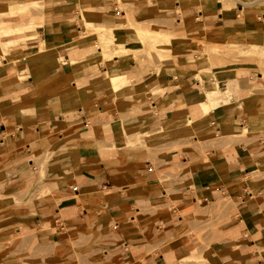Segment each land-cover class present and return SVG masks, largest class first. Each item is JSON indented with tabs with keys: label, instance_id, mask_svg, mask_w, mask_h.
<instances>
[{
	"label": "crops",
	"instance_id": "obj_1",
	"mask_svg": "<svg viewBox=\"0 0 264 264\" xmlns=\"http://www.w3.org/2000/svg\"><path fill=\"white\" fill-rule=\"evenodd\" d=\"M251 1L140 4L138 17L172 36V58L150 68L131 54L103 59L86 34L102 24L117 46L141 50L135 33L115 28L127 22L115 3L83 12L80 0H0V12L45 5L25 18L41 22L26 30L25 51L0 57V264H264V127L236 137L257 123L252 111L264 126V76L255 61L213 69L194 54L264 48V11ZM106 72L131 83L116 91ZM234 80V100L205 112L207 86ZM138 134L146 145L133 147Z\"/></svg>",
	"mask_w": 264,
	"mask_h": 264
},
{
	"label": "rangeland",
	"instance_id": "obj_2",
	"mask_svg": "<svg viewBox=\"0 0 264 264\" xmlns=\"http://www.w3.org/2000/svg\"><path fill=\"white\" fill-rule=\"evenodd\" d=\"M92 1H94V0H80V3H82L80 10L83 12L84 11H94V9L91 6ZM102 1H105L107 4L115 3L117 6H119L121 9H123L127 12V18H126L127 22H125V23L119 22L120 25H116L115 28L116 29H123L124 31H128L131 33L133 32L137 35V41L141 43V45L139 47L141 50L140 51H133L132 50L128 54L133 55V57L138 61V63L140 64L141 67H145V65H148V67L152 68V67H154V65H156L154 62L156 59L164 60L167 58H172L171 52L169 51V46L172 44L171 43L172 36L169 38L170 40H168L167 38L161 39L160 35L158 33H156L155 38H157L159 40L160 44H158L159 42H155V44L157 43V45L153 46L151 44L150 40L145 41L137 30V27L141 26L145 29L157 31V30L153 29V27L151 26V21L141 20L138 17V15H142L143 13H145V11L142 10V8L139 9L138 7L140 4L145 3V2L150 7H157L156 5L154 6V2H157L158 0H146L145 2H143L142 0H102ZM236 1L237 0H208V2L211 4L222 3V5H225L228 7L229 6L231 7L232 5H234ZM247 2H250V1H247ZM247 2H246V4L248 5ZM251 2L255 3V5H254L255 7H258L260 10L264 11V0H260V1L253 0ZM44 7H45V5L41 4V3L27 4L25 2H21V3L15 2L10 6L8 11L0 12V19L3 16L13 14V15H11V21L9 22V24L4 23L3 21L4 20H10V19L4 18L3 21L0 20V38H1V36H4L2 38V41L0 40V57L2 58L1 59L2 62H4V60L10 61L11 59L16 58V56H14L15 52L25 51V49L28 47L26 45V40H27V38L31 37V36L28 37L25 34L26 30L29 29L30 27H34L35 25L41 23L40 20H31L32 22H30L28 25H26L25 24L26 23L25 18L30 17L31 12L36 11V10H40V9L42 10V9H44ZM102 10L104 11L106 9L103 8ZM84 22H85V20H84ZM17 25H19V27H17ZM98 26H101V27L87 28V26L85 25L86 34L88 35L91 33H93V34L95 33V35L98 37V45L102 49H103V45L106 44V45H108L107 47L110 48V52L114 53L115 55L116 54L122 55L121 48H124V47L123 46H117V43H118V33H116L117 30H113L114 37H115L114 40H111V39L107 40L106 38H105L106 39L105 40V39H102V36H100L99 32H97V29H99V28L110 29V28H107L102 24H99ZM159 32H163V31H159ZM163 34H166V33L164 32ZM13 39H15L19 43L24 44L25 47L23 49H20L21 46L20 47H13L14 45L18 44L17 42L13 41ZM130 40H131V44H132V42H134V40L133 39H130ZM109 41H110V43H109ZM143 41H145V42H143ZM165 41H166V43H165ZM199 44L201 45L202 43H199ZM2 48L4 51H2ZM40 49L43 50L44 48H40ZM13 50H14V52H13ZM198 53L203 54V56H202L203 59L206 55L208 56L210 65L212 66L213 69L220 66V65H223L224 60H226V61L235 60L238 62L239 61H251V62L255 61L258 65V67L260 68L263 76H264V48H261L258 46H252V45L251 46H242V45L237 46L234 44L227 45V46L214 45V46L208 47L205 44L202 48L195 51L194 54L197 55ZM24 54L25 53H22L20 56L23 57ZM222 55H224V57H222ZM111 58H106L105 60H108ZM210 71H212V70L210 69ZM106 73H108V72H106ZM237 74H238V70L236 72V75ZM245 76H249V73H247ZM254 79L258 80V77L249 78L248 81H251ZM129 83H131V82L129 81ZM234 83L237 84L238 80H234L232 82H229L228 84H226L227 86L219 84L221 89L223 91L225 90V93L221 94V95L223 96V95H226V93H227L226 96L229 98L227 103L232 102L234 100L232 98H234L236 95V93H234L232 90ZM259 83H261V81H258V83H257L258 86L256 88H252L251 84H248V87L250 89H252L253 91L259 90L262 86ZM236 86H237V88H239L238 84ZM226 88H227V90H226ZM158 93L161 95L164 93V90H160V91H158ZM222 96L220 97L221 99L224 97V96L223 97ZM250 102L251 101H248L247 103H245L246 108L249 111H250V107H249ZM257 110H258V107H257ZM248 113H250V112H248ZM254 114L255 113L252 111L249 114V117L252 120L254 118H256L257 120L255 119V122H257V123L255 125L251 124L250 127L247 128L246 130H244L243 132H240V130H239L238 132H240V134H238L236 136L238 138V140L242 139V137H243V139L244 138L247 139V137L250 135V132L257 131L259 129H262V127H264V126H261L262 121L258 120V118L255 117L256 115H254ZM196 119H197V117L194 118L192 123H189L187 121L186 124L193 126V125H195ZM193 134L198 136V142H195L194 139H192L191 145H193V147L202 146L204 140H206V137H202V134H200V132H194ZM259 136L264 137V133L259 135ZM131 139H133L134 141L129 142V143L133 147H137L139 144L140 145H146V143L142 142L141 136L139 134L133 135L131 137ZM36 166L38 167V173H40L42 176H44V173H45L44 168L46 167L45 163L37 164ZM45 195H46V192H40V193L38 192V196L34 195L33 198L35 200H41L43 198V196H45ZM229 201L230 200H228V199H221L220 202H218V204L220 207L221 206H227ZM218 212H219V209H218ZM209 218L213 219V217L211 215ZM22 237H23L22 235L17 236L18 239H21ZM17 238H16V240H17Z\"/></svg>",
	"mask_w": 264,
	"mask_h": 264
},
{
	"label": "bare ground",
	"instance_id": "obj_3",
	"mask_svg": "<svg viewBox=\"0 0 264 264\" xmlns=\"http://www.w3.org/2000/svg\"><path fill=\"white\" fill-rule=\"evenodd\" d=\"M137 30H138V32L140 33V35L143 37V39L145 40V41H149L150 40V42H151V44L154 46V45H157V43L155 44V42H159V40L157 39V38H155V36H156V33H158L159 35H160V37H161V39L162 38H167L168 40H170L169 38L171 37V35L170 34H168V33H166V34H163L164 32H159V31H154V30H149V29H145V28H143V27H137ZM97 32H99V34H100V36H102V39H111V40H114L115 39V37H114V32H113V29H106V28H99V29H97ZM105 39V40H106ZM145 41H143V42H145ZM43 42V41H42ZM106 42V41H105ZM114 42V41H113ZM109 43H110V41H109ZM112 43V42H111ZM165 43H166V41H165ZM164 43V44H165ZM108 44V43H107ZM158 44H160V42L158 43ZM44 45H45V43H44ZM106 45V44H105ZM103 45V59H106V58H111V57H113V56H115V54L114 53H112V52H110V48L109 47H107L108 45ZM105 46V47H104ZM7 47V46H6ZM24 47H20V49H23ZM40 48H44L43 46H40ZM39 48V50H41ZM2 51H4L3 50V48H2ZM132 50H130V49H126V48H121V52H122V54L124 55V54H128L129 52H131ZM13 52H14V50H13ZM17 53H19V52H15V54H14V56H16V55H18ZM117 55V54H116ZM118 55H120V54H118ZM171 60V59H170ZM73 62L74 63H77L78 61L77 60H73ZM164 65V64H163ZM122 71V70H121ZM209 71V70H208ZM199 74V73H198ZM105 76L108 78V80L110 81V83L113 85V87L115 88V90L116 91H121V90H123L126 86H127V84H129V79H128V77H127V75H124V74H122V75H118V76H116V75H112V73H110V72H108V73H106L105 74ZM199 80V79H198ZM201 82V81H200ZM207 90H206V94H205V99L204 100H201V101H198V103L201 105V107L203 108V110L205 111V112H210V111H212L214 108H216V107H218V106H220L221 104H226L227 103V101L229 100V98L226 96L227 95V93H226V95H221V94H224L225 93V90L223 91L222 89H221V87L219 86V84L218 83H215V84H209L208 86H207ZM226 90H227V88H226ZM149 92V91H148ZM228 92V91H227ZM230 93V92H229ZM232 94V93H231ZM230 95V94H229ZM228 95V96H229ZM223 97L222 99L220 98V97ZM232 96V95H231ZM232 99H234V98H232ZM236 100V99H235ZM248 102V100H246L245 102H244V104L245 103H247ZM243 103V102H242ZM240 104H241V102H240Z\"/></svg>",
	"mask_w": 264,
	"mask_h": 264
}]
</instances>
